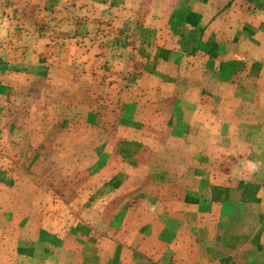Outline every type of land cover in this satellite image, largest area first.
Here are the masks:
<instances>
[{
	"label": "rangeland",
	"instance_id": "374dc122",
	"mask_svg": "<svg viewBox=\"0 0 264 264\" xmlns=\"http://www.w3.org/2000/svg\"><path fill=\"white\" fill-rule=\"evenodd\" d=\"M153 1L0 0V264H18L19 255V264H60V251L66 253L62 264H141L136 247L141 219L151 220V226L158 217L165 220L154 231L166 241L172 237L177 223L172 226L170 217L159 214L157 203L170 202L168 193L177 182L197 186L199 181L170 178V162L169 172L156 168V160H166L161 151L182 150L171 143L178 132L160 129L155 118L161 107L135 93L147 70L143 47L157 31L162 38L173 35L189 4ZM223 63L221 74L229 83L223 88L248 92L246 101L258 107L256 117L264 127V62ZM194 84L190 89L199 87ZM174 87L175 82L167 89ZM225 133L229 139L219 153L210 154L218 160L259 159L257 171L242 164L259 183L216 179L221 185L212 198L225 207L212 212L213 220L229 223L226 228L214 223L210 230L245 237L257 233L259 242L237 257L238 263L251 264L250 247L264 252V130L253 132L255 140L248 145L240 142L243 134L238 140L240 131ZM196 138L206 137L197 132ZM211 166L215 176L219 164ZM161 174L169 177H157ZM192 193L176 197H187L188 204L210 197ZM141 203L150 208L141 211ZM247 219L263 225L240 228ZM144 247V256L158 254L152 237ZM227 248V254L237 252ZM159 260L149 261L162 264Z\"/></svg>",
	"mask_w": 264,
	"mask_h": 264
},
{
	"label": "crops",
	"instance_id": "0c3cea01",
	"mask_svg": "<svg viewBox=\"0 0 264 264\" xmlns=\"http://www.w3.org/2000/svg\"><path fill=\"white\" fill-rule=\"evenodd\" d=\"M157 1L159 0L153 2ZM180 2L189 4L185 13L180 16L182 25L173 35L169 32L170 34H164L163 38L162 33L155 32L151 42L143 47L148 52L144 60L147 70L139 80L142 89L136 92L135 96L140 99L145 97L143 100H146V103L149 99L155 101L157 110L161 107L162 110L156 112L155 118L160 129L178 132L172 137L171 143L181 146L182 150L174 151L171 155H165L164 151H161L160 156L165 157L166 160L163 158L156 160V168L169 172L168 162H170L172 168L170 178L199 182L197 186L195 181L177 182L173 190L168 193L172 195L169 197L170 202L161 200L157 203L159 214L170 217L172 226L177 223L175 231L174 229L172 231V237L166 241L165 237L159 235L165 220L161 223L158 217L151 226V220L141 219V234L136 247L140 246L141 264H155L149 261L153 259L156 261L161 259L162 264L165 260L167 264H244L237 261V257L241 255L239 251L247 250L250 243L259 242V237L257 233L246 237L244 234H213L210 229L214 223L220 228H226L229 222L216 221V218L215 221L213 220L212 212L219 209L222 211L225 203L213 201L212 192L213 189L217 190L216 186L221 185L215 181L216 179L225 182L238 180L240 183L250 180L252 183H259L257 182L259 176L254 173L249 174L247 167L242 165L249 162L258 163L259 159H250L251 157L243 155L238 158L236 156V161L232 158L221 160V157L218 160L210 153L215 151L219 153L217 148L223 146L224 141L229 139V134L225 133L227 131H240L238 140L243 134L245 137L240 142L248 145L247 141L255 140L253 132L258 129L264 130L262 125L259 126L256 117V113L259 114L258 107L254 105L251 107L250 102L246 101L249 93L223 88L229 83L227 78L222 76L223 62L256 64L264 62V0H180ZM159 18L155 16L154 20L157 28H159ZM160 62L172 69L167 71L160 69ZM178 63L181 69L175 70ZM193 81L194 86L199 83L197 89H190L193 88ZM174 82V89H167V86ZM150 83V89H143ZM216 83L220 89L212 86ZM208 84L210 89H205ZM250 94L255 95L254 92ZM228 99L234 101L230 102ZM255 124L258 126H254ZM143 129H148V126H144ZM197 132H204L206 138L199 140L200 138H196ZM213 163L219 164V170L214 171L215 176L211 172ZM225 163L226 165H223ZM237 164L241 166L238 167ZM161 176L169 177V175H157L160 178ZM149 182L152 181L147 178L145 184L148 188H150ZM158 189L160 190L156 186L155 194H158ZM161 192L164 193L163 189ZM181 193L200 196L207 193L210 197L200 198L188 204L187 197L184 200L176 197ZM254 201L260 202V196L257 195ZM147 208H150L147 203H141V211H146ZM201 215L207 218H200ZM195 217L197 219H194ZM193 221H197L199 225H192ZM261 222L260 219H247L239 226L258 229L263 225ZM155 228L160 230L154 231ZM192 230L196 232L195 235H191ZM151 231L155 232L154 237L148 236ZM151 237L158 250L155 257H148L147 251L145 256L143 254L144 242ZM261 242L264 243V235ZM244 243H247L245 247ZM227 245L235 248L237 252L233 255L227 254ZM249 249L252 253L251 264H264L262 258L264 252L260 249L258 251L256 247V250L251 247ZM63 253L60 251V264L66 255ZM21 257L23 258V255H19L18 261H22Z\"/></svg>",
	"mask_w": 264,
	"mask_h": 264
},
{
	"label": "clouds",
	"instance_id": "9594fccd",
	"mask_svg": "<svg viewBox=\"0 0 264 264\" xmlns=\"http://www.w3.org/2000/svg\"><path fill=\"white\" fill-rule=\"evenodd\" d=\"M248 167H249L252 171H257V170L259 169L260 165L257 164V163L249 162Z\"/></svg>",
	"mask_w": 264,
	"mask_h": 264
}]
</instances>
